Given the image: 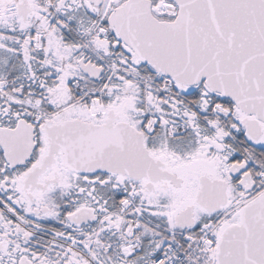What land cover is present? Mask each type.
I'll return each mask as SVG.
<instances>
[{
    "label": "snow or ice",
    "instance_id": "6c2138e0",
    "mask_svg": "<svg viewBox=\"0 0 264 264\" xmlns=\"http://www.w3.org/2000/svg\"><path fill=\"white\" fill-rule=\"evenodd\" d=\"M0 264H264V0H0Z\"/></svg>",
    "mask_w": 264,
    "mask_h": 264
}]
</instances>
